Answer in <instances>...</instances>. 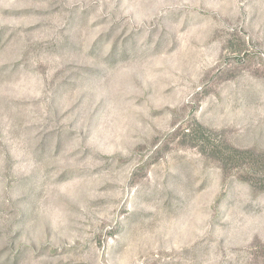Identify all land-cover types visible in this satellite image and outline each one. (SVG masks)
I'll list each match as a JSON object with an SVG mask.
<instances>
[{"label": "rangeland", "instance_id": "1", "mask_svg": "<svg viewBox=\"0 0 264 264\" xmlns=\"http://www.w3.org/2000/svg\"><path fill=\"white\" fill-rule=\"evenodd\" d=\"M0 264H264V0H0Z\"/></svg>", "mask_w": 264, "mask_h": 264}]
</instances>
